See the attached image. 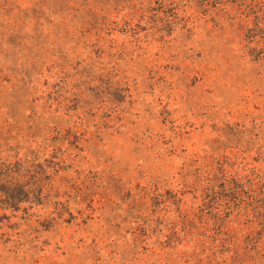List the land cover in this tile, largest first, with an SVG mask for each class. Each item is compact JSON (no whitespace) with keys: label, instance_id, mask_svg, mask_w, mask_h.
I'll return each mask as SVG.
<instances>
[{"label":"rangeland","instance_id":"rangeland-1","mask_svg":"<svg viewBox=\"0 0 264 264\" xmlns=\"http://www.w3.org/2000/svg\"><path fill=\"white\" fill-rule=\"evenodd\" d=\"M0 264H264V0H0Z\"/></svg>","mask_w":264,"mask_h":264}]
</instances>
